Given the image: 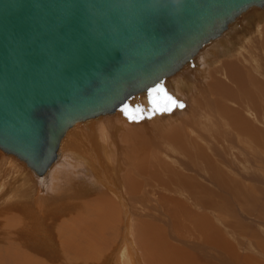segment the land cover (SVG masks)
I'll return each instance as SVG.
<instances>
[{
    "label": "rangeland",
    "instance_id": "1",
    "mask_svg": "<svg viewBox=\"0 0 264 264\" xmlns=\"http://www.w3.org/2000/svg\"><path fill=\"white\" fill-rule=\"evenodd\" d=\"M250 12L247 15L245 14V16L248 17L245 18L248 20L249 17H251L250 23L244 20L245 18H242V16V19L235 24L237 29L242 28V32L239 30V34H242L241 36L237 33L235 26V29L232 26L231 30L228 32L229 34L224 36V40L221 39V41L212 42L211 44L213 45L210 44L206 47L203 51V55L197 62L194 61L193 64L190 63V68L187 67L184 70L185 72H181L182 76H180V78L183 82H187V84H183L185 87L182 92L184 93H179L176 88L175 91H172L170 88L168 90L165 89L167 87H162L168 83L165 82L163 85L161 84L162 86L159 85L156 88H159V92L161 91L160 93L158 91L156 92L157 94L159 93L158 97L160 102H154L153 97L155 93L145 97H139L140 100H149L152 103V108L156 103L155 106L159 109L158 103H162L163 100L165 101V103L163 102L164 105L171 103L172 106H175L172 115L176 117L177 121L172 118L173 116L171 117L172 119L169 120L175 121L174 124H167L165 126L163 123H159V121H149L150 119H147L149 121L147 124V121H145L146 119L141 117L143 115L133 110L136 114V118L133 114V118H131L133 123H131V125L129 124L130 127L128 123L125 125L127 128H131L132 125H137L136 128L142 130L140 133L141 136H136L137 139L141 140L135 141L133 139L131 141L132 145L138 143L137 145L140 146L139 159H134L132 154L128 153V157L131 159L130 163L126 157V163H124L122 169L123 174L121 176L122 181L123 179L126 181V198L128 199L129 208L135 216L136 221L138 220L137 223H141L142 221L148 222V220H150L153 222V225L156 222L160 226L159 232L162 234L158 233V235L160 238L163 237V243L169 248L168 255L174 257L173 259L175 260L183 257L185 253L193 252L201 257L204 256L206 252L203 251L204 247L199 244L200 237L197 234H193L195 231H193V223L198 217L192 214L194 218L188 220V215L191 214L183 212L184 209H182L180 204V202L183 201L187 205L189 204L190 208L194 211L198 212L200 210V212H205L211 216L213 221L224 230L228 238L230 236L231 240L237 241V248L241 254L251 253L258 259L262 258L261 260L264 261V251H261L264 249V88H257V84L254 83V81L257 80L258 86H264V11L261 12L263 14L261 19L257 12L252 14L254 10ZM257 14L258 17L256 16ZM257 23H260V26H257ZM255 25L258 28H256ZM232 31L233 34L235 32L238 36L230 34ZM224 45L228 48H225ZM211 64L215 66L211 68ZM239 78L243 81L240 82ZM235 80L237 84H235ZM195 81H197V84L201 82L204 83L198 85L199 91H196L195 87L193 88V82ZM228 87H232L231 90L228 89ZM244 87L248 92L244 90ZM251 88H253V90ZM162 89H164V91H162ZM249 89L252 91H249ZM229 90L232 93H229ZM255 90H257L258 93ZM222 91L226 92L225 95ZM249 93H251L250 96H248ZM188 94L190 96H188ZM258 94L263 96L258 97V100L261 101L260 105L259 103L257 104L259 107L256 105L258 102L257 97L251 100H255V102H251L249 99L252 95L258 96ZM169 96L173 98L172 100L175 101V103L168 99ZM134 100L131 102V105L138 104L137 100ZM133 102L135 103L133 104ZM248 109L252 112L254 111L257 117H253V115L250 114L251 111ZM232 114L236 116L234 117ZM238 115L241 117L239 118ZM243 118H247L251 121V124L247 127V130L249 128L248 132L245 129L247 119L242 125V127L245 126V128L240 127V129L242 128L244 130L239 129V125L244 121L242 120ZM257 118H259V120ZM108 119L110 118L108 117ZM260 119L262 121H260ZM134 120H136L135 125ZM161 121L162 120H160V122ZM173 125L176 126L175 129L177 128L179 131L175 129H171L173 130L172 132L171 130L168 131V127ZM133 126L132 128L134 129L129 131L137 130ZM162 127H165V129ZM254 129L256 130V134H252V132L249 133L250 130L254 131ZM173 134L175 137H173ZM249 134H252V136ZM128 135L125 134L127 138ZM168 135H170V138ZM122 143L123 142H119V147H124L121 149H125L127 145L125 143H123V145ZM143 148L147 154V158L144 156L146 155L145 152H141ZM1 152L2 151H0V154H2V156L4 155L5 157L12 158ZM123 156L125 157V154L121 157ZM122 160L124 162V159ZM79 168L80 167L74 165L72 160H67V162H64L62 165H58L53 180L56 183H52L53 185L55 184V186H48L49 191H52L57 186H61V190H68L72 193L70 201L72 200L74 208L69 209V205L66 206V203H64L65 205L63 204L66 215L61 225L63 228L59 233L60 235L63 233V235L66 236V231L68 233L66 236L67 238H71L73 235L74 237H76V235H82L83 238L78 244L83 249H85L84 245L87 242L91 244L93 248H99L102 246L104 240H106L105 245L108 247L112 246L113 249L115 244L119 242L118 240L121 239V231H124L123 226H121V215L117 216L115 211L113 213L111 205L109 204V202L111 203V199L107 197L106 192L101 193V190L91 188L92 186L90 185L89 179L87 183L90 187L83 186L82 178L85 179V177ZM132 175L134 179L133 183L128 180V177ZM78 176L81 177L78 178ZM222 176L227 178L228 182L226 184L221 183L224 181L221 179ZM136 180H138L140 184L136 185ZM217 180L221 181L219 186L228 191L232 190L228 193L223 192L227 201L221 199L222 193H217V190L221 192L224 191L216 187L215 183ZM191 181L193 186L196 189L198 188L197 190H200L202 193L209 190L207 188L208 186L210 189H214V191L211 192L216 196L217 206L209 205L210 207H202V204H197L196 201L191 198L192 194L190 193V189L185 185V183ZM198 182L202 183V185ZM235 184L236 186H240L238 187L240 191H235L233 187ZM85 187L86 189H82ZM48 190L45 191V194H47ZM52 192H54V190ZM52 192L50 194H52ZM76 193L78 194L76 195ZM102 194L104 195L102 196ZM224 196L222 198H224ZM165 197H168L169 201ZM63 198L64 197H62V201L65 200V198L64 200ZM169 198L172 199L173 202H171ZM171 204H173L172 206L174 207H172ZM229 204L231 207H228ZM66 207L67 209H65ZM168 208L172 210L170 211ZM178 210L179 212L181 210L182 213H179ZM18 211L21 212L19 209ZM117 213L119 212L117 211ZM185 213L188 215H185ZM71 215L74 217H71ZM75 218L77 221L72 222ZM174 218L175 220L172 221ZM178 218L179 220L177 221ZM189 218H191V216H189ZM219 220L221 222H219ZM172 222L174 223L172 224ZM56 223L59 228V221ZM75 223H78V227ZM191 230L193 232H191ZM6 231L14 235L15 241H11L5 233ZM42 234L43 233H41V235L37 234L36 226L28 218L24 217V215H22L18 221H13L10 224H6L4 227L2 226L0 228V264L6 263L11 251L17 252L18 258L23 261L21 264H34V261L37 260H41L42 264V259L45 261V264H61L63 257L57 262L54 261V258L57 257V252L61 251L63 253L64 249L56 250L62 241L51 244L43 238L45 235ZM86 250L91 251L92 249ZM91 252L94 253L95 250ZM176 253H178V255H176ZM179 253L181 256H179ZM219 256L221 257L219 258L220 263L214 259L213 254L208 257L207 262L210 264H242V262L235 263L234 261H230L229 263L228 261H224L225 256L222 257L220 254Z\"/></svg>",
    "mask_w": 264,
    "mask_h": 264
},
{
    "label": "bare ground",
    "instance_id": "2",
    "mask_svg": "<svg viewBox=\"0 0 264 264\" xmlns=\"http://www.w3.org/2000/svg\"><path fill=\"white\" fill-rule=\"evenodd\" d=\"M185 1L192 3V0H185ZM49 2L54 3L51 0ZM183 2L184 1L176 2L174 5V8H176V7L179 8V6ZM156 5H157V3H147L145 5L146 10H151V9L155 8ZM183 6H184V4L181 7H183ZM214 7H218V6H214ZM101 8H103V6H101ZM94 9H95V7H94ZM214 10L215 9L212 7L211 9L208 10V12H209L208 14H211ZM253 10H254V13H252V14H255L257 12L259 14L260 19H261L262 15H263L261 12L264 11V6L256 5V6H253L249 9H247L246 11L241 13L234 21H232L228 25L227 29H225L219 37L212 38L209 41H207L206 43H204L202 45V47L199 49V51H197V53L194 55V61L197 62L199 60V58L203 55V51L212 42L221 41V39H223L224 36H227L229 34L228 32L231 30L232 26L234 28L235 24L240 19L245 18V17L248 18L247 16H245V14L247 15L250 11H253ZM179 13H182V11L181 10L179 12L174 11V12H171L167 16V18H166L167 22L166 23L168 26L178 27L180 25H183L182 24L183 21L188 19V17H187L188 14L186 15V14H179ZM69 14H70V12L67 15H65V17H64V19L66 20L65 23H68L69 27H68V29H66L62 33L61 41H59L57 43V45L62 47V49L57 54L56 58L59 60V62L71 61L72 63H71L70 68L67 70L63 66L51 68L50 72H47V74L44 78L45 80H43L44 85H41L40 80H35L33 78L32 79L29 78L28 80H25L23 78H19L18 76H14V78H12V79H4L3 78L2 81L0 82V98L7 95V97H6L7 100L4 101V103L2 104V106H1L2 108L7 109L12 104L13 105L20 104L21 102L33 100V98H36V97H41L42 99L45 100V99H49L50 97L63 95L65 93V91H61L60 95H55V94H58V91H57V87H59L58 85H54V86L49 87V85H51V82L53 80H56V82L59 84L65 85V87H68L70 90H71V87L74 86L76 91H78L80 89V83H81L82 79H84L85 77H94V82H96V80L104 82V81H111V78L113 77V75H115L114 72H117V74H118V76L115 80H118V78L120 76H123L124 73H126V75H128V72H127V70L129 69L128 65L130 64V60L132 59L133 52L137 51L136 54H138L139 53L138 50H142V49L144 50L143 47L145 46V41L141 38V36H138L139 37L138 40L131 39V37H132V35H134L136 33H138L139 35H142L143 32L140 30L139 31L124 30L123 31L124 37H123V36H120L116 33V31L118 30L116 28L111 27L110 31L104 30V36L106 38H108L110 41L109 52L107 54H98L92 48L93 43L98 42V33L95 31V29L93 27L95 25V23H94L95 19L91 18L92 15L90 13H85L81 17V21H79L80 24H77L76 21L78 20V18L76 16L69 17ZM258 14L256 15L257 17H258ZM95 16L103 17L102 15H95ZM204 17L206 18V16H204ZM204 17H201V20H203ZM208 17H211V15H208ZM246 18L244 20H246V21H248V23H250L251 17H249V20ZM182 19H183V21H182ZM97 21H100L101 24L105 25V22H103L102 19L99 18ZM260 23L259 24L257 23V26H260ZM244 24H245V22H244ZM257 26H256V28H258ZM236 27L237 26H235V28ZM174 29H176V28H174ZM234 29H233V31H234ZM241 29H237L238 34H239V30L242 32ZM233 31L230 34H233ZM252 31H253V27H252ZM234 34H235V32H234ZM236 35L237 34H235V36ZM258 37H259V35H258ZM225 39H227V38H225ZM127 42L131 45H126ZM224 42H227V41H224ZM221 43L224 44L223 42H221ZM119 44L121 45L122 50H120ZM211 45H213V44H211ZM216 46H218V45H216ZM224 47H225V45H224ZM112 48H117V51L115 53L113 52L110 54V51L112 50ZM225 48H228V47H225ZM7 54L10 55L11 53H7ZM146 54H148V52ZM138 56L141 59V61L144 63H146V61L150 58V57H147L146 55H144L143 57H140L141 52L138 54ZM214 62H216V61H214ZM192 64H193V62H192ZM190 65H191L190 63L184 65L183 68H181L179 71L174 73L172 76L168 77L166 80L162 81L159 85H161V84L163 85L165 82H168L165 85H163V86L161 85V86L167 87V88H165L167 90L170 88V89H172V91H175V88H176L179 93H184V92H182V90L185 87L183 84L184 83L187 84V82L186 81L183 82V80L180 78V76H182L181 72L184 71ZM214 66H215L214 64H211V68ZM226 73H227V71H226ZM74 79L76 80L77 84L73 83ZM253 79H254V77H253ZM64 80L66 81V83L64 82ZM115 80H113L109 84L113 83ZM169 80H172V81H169ZM185 80H186V78H185ZM241 81H243V80L240 79V82ZM256 81L257 80H255L254 83L257 84L256 85L257 88H260V87L264 88V86H262V85L258 86V81H257V83H256ZM234 82H235V84H237L236 80ZM244 83H241V84H244ZM196 84H197V81L193 82V88L195 87V89L197 91L198 85L204 84V83L201 82L197 85ZM44 86L46 87L45 90H49L51 92L50 95H46L47 91L40 89ZM238 86H240V85H238ZM231 88L232 87H230V88L228 87V89H230V90H231ZM121 89H118V91H120ZM158 89H153V88H149L147 90L140 89L137 91V93H135L136 96L134 98L129 99V101L125 104V105H128L127 108H125V105H124V106L118 107L114 111L108 110V111H105L102 113H98L95 116L88 117L86 119H83L81 121L76 122L60 138L59 146L57 149V157L55 159H53L51 161V163H49L48 160L50 157V147L52 145V141L48 140L47 137H43L44 136V126L42 123L31 124V122H28V123L22 122L20 124L21 127L25 128V129H30L31 131H33L34 136L32 138H30V137H27V138L18 137L19 140H15V139L9 138V135H7V137L6 136L0 137V143H2V144H0V151H2L6 156H10V157L15 159L14 160L12 158L5 157L4 155L2 156V154H0V209H1L0 210V228L2 226L4 227L6 224L12 223L13 221H18L19 218L22 215H24V217L28 218L36 226V230H37L38 235H41V233H43L45 235V236H43V238L47 242L49 241L52 244L54 242L57 243V242L62 241L61 242L62 246L60 244V246H58L56 250L64 249L63 253L61 251L57 252L56 253L57 257L54 258V261L57 262L63 257V261L61 264H210L207 262V260H208V257H210L212 254L214 256V259L219 261V263H220L219 258H221L219 256V254H220V255H222V257L225 256L224 261H228L229 263H230V261L231 262L234 261L235 263H238V262L241 263L242 262V264H264V261L261 260L262 258L258 259L256 256H254L251 253L250 254H244V255L241 254L237 248V241L231 240L230 236L228 238L226 236V234L224 233V230L216 222L213 221L211 216H209L205 212H200V210L198 212L194 211L192 208H190L189 204L187 205L182 200H181L182 202H180V204L182 206V209H184L183 212H188V214H191V215H188L187 213H185V215L186 214L188 215V220L194 218V216L198 217L197 220L196 221L194 220L195 222L193 223V231L195 230L196 232L194 231L195 232L194 233L192 230H191V232H193V234H197L200 237L199 244L202 247H204L203 251H206L205 255L203 254L204 256L199 257L196 253H193V252L185 253L184 252L185 254L183 257H181L178 260H175V259H173L174 257L168 255L169 248L167 245H165V243H163V241H164L162 239L163 237L160 238V236L158 235V233H160L159 232L160 226L156 222L153 225L152 224L153 222H151L150 220H148L146 218L148 220V222L142 221L141 223H137L138 220L136 221L135 216L131 212V210L129 208L128 199L126 198V196H127V194H126L127 191L125 188L126 181L124 179L122 181L121 175L123 174L122 169H123L124 163H126L125 160L128 158L129 163L131 160L128 157L129 156L128 153H131L132 157H134V159H136V160L139 159V154H140V150H139L140 148L139 147L140 146L137 145L138 143L137 144L135 143L132 145L131 141L133 139L135 141H137V140L140 141L141 139L140 140L137 139L136 136H138V135L141 136L140 133L142 130L139 128H136L137 125L136 126L132 125L137 130L129 131V130H132L134 128H132V126H131V128H127V126H125V125L127 123H128V125L129 124L131 125V123H133V120H131L129 118V117H132L133 114H134V117L136 118V116H135L136 114L133 112V110L140 112V114L143 115L141 117L143 119L144 118L146 119L145 121H147V124L149 121L153 120V122L159 121V123H163L166 126L167 124L168 125L174 124V122L177 121L176 117L174 115H172V112H174L175 106H172L171 103H170L171 105L170 104L164 105L165 101L163 100L162 101V103L164 102L163 104L158 103L159 109L156 108V106H155L156 103L158 101L160 102L158 94L161 91L159 92ZM251 89L253 90V88H251ZM153 90H155V91H153ZM230 90H229V93L231 92ZM241 90H243V89H241ZM241 90H240V92H241ZM244 90H245V87H244ZM252 90L249 89V91H252ZM157 91L159 92L158 94L156 93ZM162 91H164V89H162ZM224 91H222V92H224ZM255 91H257V90H255ZM246 92H248V91H246ZM261 92H263V91H261ZM152 93H155L153 100H154V102H156L154 104L153 108H152V103L149 100H144V99L140 100V98H139V97L148 96ZM225 93L226 92H224V95H225ZM251 93H253V92H251ZM251 93H249L248 96H250ZM257 93H258V91H257ZM234 95H235V93H234ZM188 96H190V95L188 94ZM226 96H227V94H226ZM261 96L262 95H259V94H258V96L252 95V97H250L249 99L251 101L252 98L254 99V97H257V100H258V97H261ZM225 98H227V97H225ZM134 99L137 100L138 104H134L135 102H133L134 105H131V102ZM259 99H261V98H259ZM138 100H140V101H138ZM172 102H173V100H172ZM251 102H255V100L251 101ZM260 102L261 101L258 100L256 105L258 103L260 105ZM102 104L103 103H100L98 106L90 105L89 107H87L84 110H87V109L88 110L89 109L94 110V109H97ZM259 105H257V106L259 107ZM261 105H262V103H261ZM169 106H171V107H169ZM257 106H255V107L258 108ZM165 107H167L168 110H164ZM154 108L156 109L155 111L153 110ZM248 110H250V109H248ZM125 112H127V115L125 114ZM250 114L253 115V117L256 116V113H254V111L253 112L251 111ZM233 116L235 117L236 115H233ZM238 116H239V118L241 117L240 115H238ZM105 117H107V118H105ZM108 117L112 120L108 119ZM111 117H115V118H111ZM171 117L176 119V120L175 121H169L172 119ZM247 118L242 119L244 121H242L241 125H239V129H240V127H242L243 122H245V120ZM147 119H150V120L148 121ZM233 119H235V118H233ZM257 119L259 120V118H257ZM160 120H162L163 122L162 121L160 122ZM246 121H247L246 122V128H245V126H243L242 128H245L247 130V127H248V125L251 124V121L249 119H247ZM260 121H262V120L260 119ZM135 122H136V120H134V125H135ZM155 123H158V122H155ZM130 125H129V127H130ZM175 127L176 126H174V125L168 127L169 128L168 131H170L171 129H175ZM249 127H251V126H249ZM252 127H255V126H252ZM142 128H143V126H142ZM145 128H147V127H145ZM163 129H165V127ZM175 130L179 131V129H177V128ZM242 130H244V129H242ZM248 130H249V128H248ZM248 130H247V132H248ZM172 131L173 130H171V132ZM251 132H252V134L253 133L256 134L255 129H254V131L250 130L249 133H251ZM52 134H54V133H52ZM125 134L126 135L130 134V135H128V138H127L125 136ZM252 134L251 135L249 134V135L252 136ZM168 136L170 138V135H168ZM171 136H172V133H171ZM173 137H175L174 134H173ZM253 139H255V138H253ZM119 142L125 143L127 145V147L125 149H121L124 147L120 148ZM3 144H5V145H3ZM143 151L145 152L144 148L141 152H143ZM147 152H149V151H147ZM124 154H125V157L124 156L121 157ZM145 154H146V152H145ZM144 156H146V158H147V154ZM122 159H124V162ZM67 160L68 161L72 160L74 165L80 167L79 169H81V171H82L81 173H83V176L85 177V179L82 178L83 179L82 180L83 186L90 187V185H91L92 186L91 188L99 189V190H101V193L106 192L107 197L111 199V203L108 200L107 201L111 205V209L113 210V213L115 211L117 216L121 215V226H123L124 231L123 232L121 231V239L118 240L119 242L116 243L117 245L115 244L113 249H112V246L108 247L107 245H105L106 240H104L102 246L99 248H93L91 246V244H89L87 242L84 245L85 249H83L78 244V242H80L81 239L83 238L82 235H76V237H74V235H73V236H71V238H67L66 236L68 235V233L66 231H65V233L67 234L66 236H64L63 233H62V235H60L59 231L63 228L61 225L64 222V219H65L64 217L66 215V213H65L66 210L64 211L63 204L66 203V206L69 205L70 206L69 209L74 208L72 200L70 201V198L72 197V193H70L68 190H64V189L61 190L60 185H59L60 187H58V186L55 187L53 189L54 192H52L53 190L52 191L48 190V186H51V187L55 186V184L54 185L52 184L55 182V181H53L55 170L58 167V165L59 166L62 165L64 162H67ZM144 162H146V161H144ZM78 171H80V170H78ZM155 171H157V170H155ZM144 172H145V170H144ZM79 177H81V176H78V178ZM76 179H77V177H76ZM88 179H89L90 185L87 183ZM215 179H217V178H215ZM221 179L224 181L221 182V181L217 180L215 185L219 189L224 190L222 192L220 190L219 191L217 190V193H219V194L222 193L223 194L222 197H223L224 193L231 192L232 190L228 191L227 189L219 186L220 182L224 183V184H226L228 182L227 178H225L224 176H222ZM128 180H129V182L133 183L134 182L133 175L128 177ZM73 181H76V180H73ZM135 184L138 185V184H140V182L138 180H136ZM199 184L202 185V183H199ZM67 185H70V184H67ZM185 185L188 186V188L190 189V193L192 194L191 198H193L197 204H202V207H208L209 205H216V200H217L216 196L211 192V191H214V189H210L208 186L207 188L209 190H206L205 191L206 193L205 192L202 193L200 190L199 191L197 190L198 188L196 189L193 186L192 181L185 183ZM233 187H234L235 191H240V189L238 188L240 186H236V184H235V185H233ZM66 188H68V187H66ZM82 189H86V187L82 188ZM82 189H80V190H82ZM47 190H48V192H47V194H45V191H47ZM69 190H70V188H69ZM72 190H73V188H72ZM72 190H70V191L72 192ZM80 190H77V191L80 192ZM201 190H203V189H201ZM51 192H52V194H50ZM73 193H74V191H73ZM77 194L78 193H76V195ZM235 194H236V192H235ZM103 195L104 194H102V196ZM225 195H227V194H225ZM185 196H187V195H185ZM62 197L65 198V200L63 198L64 201H62ZM222 197H221V199H224L225 201H227V199H225V196H224V198H222ZM170 198H172V197H170ZM236 198H237V196H236ZM166 199L168 200V197ZM172 199H170L171 202H173ZM189 199H188V201H189ZM185 200H186V197H185ZM229 200H231V199H229ZM179 201H180V199H179ZM179 201H177V202H179ZM172 205L173 204H171V206ZM229 206H230V204L228 205V207ZM233 206H235V205H233ZM172 207H174V206H172ZM18 209L21 210V212L18 211ZM65 209H67V207ZM168 209H170V208H168ZM211 209H212V207H211ZM116 210L119 213H117ZM171 210L172 209H170V211ZM218 211H219V209H218ZM174 212H173V214H174ZM178 212H179V210H178ZM180 212H181V210H180ZM176 214H177V212H176ZM192 214L194 215L193 217H192ZM225 214H227V213H225ZM189 216H191V218H189ZM225 216H227V215H225ZM71 217H74V216L71 215ZM219 217H220V215H219ZM182 219H184V218H182ZM224 219H227V218H224ZM141 220H145V219H141ZM173 220H175V218L172 219V221ZM178 220H179V218L177 219V221ZM58 221H59L58 225H60L59 228L56 225L57 224L56 222H58ZM75 221H77L76 218L72 222H75ZM78 221H80V220H78ZM219 222H221V221L219 220ZM173 223L174 222H172V224ZM77 224H76V226H77ZM66 225H67V223H66ZM220 225H221V223H220ZM234 226H236V225H234ZM181 227L183 228L182 225H181ZM89 232H88V234H89ZM225 232H227V231H225ZM5 233L11 239V241H15L14 235H12L11 233H9L7 231ZM58 234H59V238H58ZM160 234H162V233H160ZM40 237H42V236H40ZM119 237H120V235H119ZM57 238H58V241H57ZM195 238H196V236H195ZM186 239H188V238H186ZM181 241H183V240H181ZM63 243H64V245H63ZM180 243H182V242H180ZM168 245H170V244H168ZM181 245H180V247H181ZM201 246H199V247H201ZM86 249H92L91 251L95 250V252L92 253L91 251L86 250ZM261 251H264V249ZM176 255H178V253H176ZM179 256H181L180 253H179ZM21 263H23V261L18 258L17 252L11 251L9 253V256H8L5 264H21ZM34 264H41V260L34 261ZM42 264H45V261L43 259H42Z\"/></svg>",
    "mask_w": 264,
    "mask_h": 264
},
{
    "label": "water",
    "instance_id": "3",
    "mask_svg": "<svg viewBox=\"0 0 264 264\" xmlns=\"http://www.w3.org/2000/svg\"><path fill=\"white\" fill-rule=\"evenodd\" d=\"M49 1L0 0V82L3 78L12 79L18 76L25 80H40L41 85H44L43 80L51 68H70L71 61L59 62L56 58L62 49L57 43L69 27L64 19L69 12V17L78 18L77 24H80L79 21L85 13H90L91 18L95 19L93 27L98 33V42H94L92 48L98 54L109 52L110 41L104 36V30L110 31L113 27L118 29L116 33L123 37L124 30L142 31V35L136 33L131 39L138 40V36H141L145 46L144 50H138L141 52L140 57H150L144 63L139 58V53L134 51L128 65V75L124 73L115 80L118 74L114 72L111 81L104 82H94V77H85L78 91L74 86L70 90L53 80L49 87L59 86L58 94L55 95L65 91L60 96L45 100L36 97L20 104H12L7 109L1 107L7 100V95L0 98V137L9 135V138L15 140H19L18 137L32 138L33 131L21 127L20 124L42 123L43 137L52 141L49 163L57 157L60 138L76 122L124 106L140 89H156L162 81L184 65L194 62V55L202 45L212 38L219 37L241 13L256 5L264 6V0H192V3L185 0ZM179 1L184 2L179 8H174L175 3ZM147 3L157 5L151 10H146ZM212 7L215 10L208 14ZM180 10L182 13L179 14H188V19H182L183 25L178 27L168 26L167 16ZM201 17L204 19L201 20ZM99 18L105 25L97 21ZM126 45L131 44L127 42ZM119 48L122 50L120 44ZM116 51L117 48H112L110 54ZM113 80L115 81L109 84ZM73 83L77 84L75 79ZM40 89L45 90L46 87ZM45 91L46 95H50L49 90ZM100 103L103 104L97 109L84 110L90 105L98 106Z\"/></svg>",
    "mask_w": 264,
    "mask_h": 264
},
{
    "label": "snow or ice",
    "instance_id": "4",
    "mask_svg": "<svg viewBox=\"0 0 264 264\" xmlns=\"http://www.w3.org/2000/svg\"><path fill=\"white\" fill-rule=\"evenodd\" d=\"M153 91H155V90H153ZM168 99L171 101L173 98L169 96ZM173 103H175V101H173ZM127 107H128V105H125V108H127ZM153 110L155 111L156 109L154 108ZM164 110H168L167 107H165ZM125 114L127 115V112H125ZM129 118L131 119L132 117H129Z\"/></svg>",
    "mask_w": 264,
    "mask_h": 264
},
{
    "label": "crops",
    "instance_id": "5",
    "mask_svg": "<svg viewBox=\"0 0 264 264\" xmlns=\"http://www.w3.org/2000/svg\"><path fill=\"white\" fill-rule=\"evenodd\" d=\"M188 78V77H187Z\"/></svg>",
    "mask_w": 264,
    "mask_h": 264
}]
</instances>
